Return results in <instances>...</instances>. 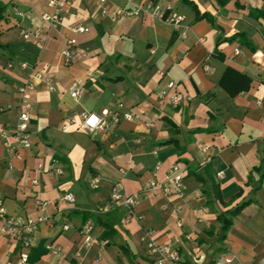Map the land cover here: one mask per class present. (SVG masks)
Returning <instances> with one entry per match:
<instances>
[{
    "label": "crops",
    "instance_id": "0c3cea01",
    "mask_svg": "<svg viewBox=\"0 0 264 264\" xmlns=\"http://www.w3.org/2000/svg\"><path fill=\"white\" fill-rule=\"evenodd\" d=\"M145 1L108 0V12L102 14L99 0H68L64 25H51L43 19L51 11L49 0H0L6 6L0 21V44L6 46L0 49L4 205L10 215L37 219L43 214L39 201L45 203L48 221L38 225L29 249L36 264H216L226 254L233 264H264V182L256 191L247 184L251 174L258 181L255 167L264 159V17L258 15L264 13V0L225 5L190 0L218 27L196 19L189 3L167 0L164 6L185 17L186 37L150 14L115 16L116 8ZM67 25L89 30L73 33ZM236 33H244L250 44L227 40ZM70 37L77 39V56L66 65L62 52ZM24 61L44 79L36 80L33 93V146L18 147L16 157L7 141L15 143L22 100L18 86L29 79V69L20 66ZM227 67L252 78L249 91L231 98L220 87ZM78 80L85 90L73 98ZM171 80L189 96L178 106L169 101ZM120 102L132 119L95 132L82 128L84 111L101 114ZM172 136L176 143L160 144ZM53 160L63 174L53 171ZM175 164L184 174L183 195L147 190ZM30 177L38 178V185ZM117 183L136 199V218L125 221L121 208L113 235L92 218L96 241L77 255L85 242L84 213L107 204ZM67 192L75 194L76 203L63 199ZM249 198L255 202L235 218L221 242L218 214ZM149 241L172 245L182 261L151 253ZM20 250L16 239L0 235V264H16Z\"/></svg>",
    "mask_w": 264,
    "mask_h": 264
},
{
    "label": "built area",
    "instance_id": "2783aa9c",
    "mask_svg": "<svg viewBox=\"0 0 264 264\" xmlns=\"http://www.w3.org/2000/svg\"><path fill=\"white\" fill-rule=\"evenodd\" d=\"M108 0H99L101 6V13L106 14L108 12L107 3ZM167 0H146L145 2L135 5L133 7H118L115 10L116 17H143L146 14H150L156 18L162 19L165 22L170 23L175 29L182 31V23L185 17L173 10L168 5L164 6L163 3ZM51 8L50 12L43 14V19L49 22L51 25H64V12L68 5V0H49L48 3ZM73 33H85L89 30L88 27L83 25H67L66 26ZM184 37L187 36L185 30L182 31ZM38 36V33H36ZM25 38L29 37L28 33L24 34ZM69 47L63 50L62 55L66 65H70L77 56L75 46L77 45V39L70 37L68 40ZM213 51H211L212 53ZM235 53H239L236 49ZM10 67H13V63H9ZM20 66L23 69H29V79L23 84L18 86L21 93L22 100L20 103V115L18 124L14 128L13 137L15 143L7 141L12 156H19L17 153L18 147L31 148L33 141L30 134V123H31V109L33 106V93L36 89V80H43L44 76L41 72L36 71L35 68L27 61L21 62ZM206 70H210V65H205ZM168 89L170 90L169 101L172 105L178 106L181 102L189 99V96L179 90L177 83L171 80L168 83ZM85 90L83 80H78L73 84L71 90V96L78 98L81 93ZM124 103L120 102L117 109L110 110L104 109L101 114L95 112L84 111L82 116V128L89 132H95L98 130H106L110 124H118L122 119H132L133 114L129 111L122 112ZM109 117V119H107ZM75 119L71 118L69 122H74ZM70 123L65 125L68 129ZM58 160H53V171L56 174H63L64 170L58 166ZM222 172L218 173V176H222ZM33 184L38 185L39 180L36 177L29 178ZM98 182L99 179L95 178ZM147 190H151L155 193L162 191L164 194L177 192L179 195H183L184 191V174L181 171L178 164H175L169 171V174L164 180H152L147 186ZM63 199L69 203H76V196L73 192H67ZM39 205L43 214L37 219H25L21 216L10 215L4 205L3 198L0 196V235L5 234L13 237L21 245L19 253V260L16 264H36L31 261L29 249L32 243V236L37 230L38 225L41 222H47L48 217L44 214L45 203L39 201ZM136 199L132 195H127L121 189L120 184H114L110 191V200L105 205H98L93 209L89 210L91 213L105 214L115 208H123L125 210L124 220L129 221L136 218L135 213ZM179 225H182L180 222ZM81 231L85 237L83 247L79 249L77 255L82 254L83 249H89L91 245L96 241L94 237V221L89 218L84 221ZM101 245H106L105 241H101ZM148 247L151 253L159 254L165 259L172 262H181L182 257L179 251L170 244H156L153 241H149ZM51 248V246H49ZM99 261V259H97ZM234 258L231 254H226L218 259L216 264H233ZM11 264V263H8ZM158 264H164L159 262Z\"/></svg>",
    "mask_w": 264,
    "mask_h": 264
},
{
    "label": "trees",
    "instance_id": "16d2710c",
    "mask_svg": "<svg viewBox=\"0 0 264 264\" xmlns=\"http://www.w3.org/2000/svg\"><path fill=\"white\" fill-rule=\"evenodd\" d=\"M184 2L189 3L194 11L196 12V19H208L215 27H218L214 19L209 16L206 13H201L197 7V5L190 0H183ZM219 4L225 5L229 0H216ZM5 5H0V21L4 18L5 14ZM258 15L264 17V13L259 12ZM245 34L244 33H236L235 35L231 36L227 40L233 41L239 38V40L243 41L246 44H250L245 39ZM5 45L0 44V49L5 48ZM252 84V78L249 77L248 75L241 73L237 69L233 67H227L225 72L223 73L219 85L220 87L227 92V94L231 98H235L242 92L249 91L251 88ZM170 125L172 126L171 129L173 132L177 131L178 128L177 126L173 123L170 122ZM168 143H176V139L174 136H172L169 140L161 142L160 144H168ZM255 171L260 173V177L258 181L254 180V177L252 174L249 177V181L247 184L252 185L253 188L258 190L261 185L264 182V159L262 161V164L258 167H255ZM198 178L201 180V178L198 176ZM210 203V200L208 201ZM255 202V199L249 198L241 201L238 203L236 206L226 210L222 211L218 214V220L221 223V234L219 236V240L223 242L226 237L229 229L232 227L234 224L235 218L242 212V210L250 205L251 203ZM124 211L121 208H115L113 210L108 211L105 214H97V213H91V212H85L84 213V218L87 220L89 218H93L95 221H97L100 225L104 226L108 232V234L113 235L115 233V225L118 224L121 221V216ZM121 248H124L121 246Z\"/></svg>",
    "mask_w": 264,
    "mask_h": 264
}]
</instances>
